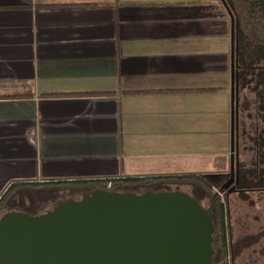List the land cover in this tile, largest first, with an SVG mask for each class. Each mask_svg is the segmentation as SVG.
<instances>
[{
  "label": "crops",
  "instance_id": "crops-1",
  "mask_svg": "<svg viewBox=\"0 0 264 264\" xmlns=\"http://www.w3.org/2000/svg\"><path fill=\"white\" fill-rule=\"evenodd\" d=\"M231 26L220 0H0V198L228 175Z\"/></svg>",
  "mask_w": 264,
  "mask_h": 264
},
{
  "label": "water",
  "instance_id": "water-1",
  "mask_svg": "<svg viewBox=\"0 0 264 264\" xmlns=\"http://www.w3.org/2000/svg\"><path fill=\"white\" fill-rule=\"evenodd\" d=\"M231 42L230 180L223 188L238 184L232 26ZM14 217L9 212L0 218V264H210L214 253L209 217L180 191L131 194L98 189L48 217L23 214L13 222Z\"/></svg>",
  "mask_w": 264,
  "mask_h": 264
},
{
  "label": "rangeland",
  "instance_id": "rangeland-1",
  "mask_svg": "<svg viewBox=\"0 0 264 264\" xmlns=\"http://www.w3.org/2000/svg\"><path fill=\"white\" fill-rule=\"evenodd\" d=\"M258 67H264V58L259 59L254 63ZM256 77L258 83L249 81L247 79L245 90L240 93L238 111V139L236 142L237 148V167L234 169L238 172L240 178V186L244 187L246 184L242 182L240 171L245 173L251 171L252 175L261 176L263 165L261 160L263 153H256L258 140L257 130L252 128V124L257 119L264 122V71H257ZM261 87H260V86ZM260 87V97L256 98L258 88ZM261 100H263L261 102ZM244 124L243 136L240 135L241 126ZM264 125V124H263ZM261 126V125H260ZM244 134H246L244 136ZM257 138V139H256ZM260 154V155H259ZM262 154V155H261ZM258 170V172H257ZM228 178L230 177V170L227 171ZM244 180V179H243ZM254 186V185H253ZM80 186L65 183L52 186L41 187L29 192H20L15 197L8 198L7 201H0V215L4 211L14 212L13 222L20 220L23 214L29 217L39 216V213L45 209L50 208L59 199L73 193H78ZM77 190V192L75 191ZM161 192L180 191L186 193L194 198H197L200 205L206 208L209 204L210 198L203 197L200 188L188 186L185 184H166L159 189ZM124 193L140 194L145 192L144 188L136 187V189H126ZM217 189L212 188L211 193L215 194ZM123 193V192H122ZM155 193V192H154ZM5 194V193H4ZM3 194V195H4ZM202 194V196H201ZM1 195V197L3 196ZM74 196H77L76 194ZM224 195L217 196V200L225 204ZM226 211L230 217V224L233 230L232 244L234 253L236 254L235 264H264V191L261 192H243L231 194L227 198ZM225 262L231 264L229 257Z\"/></svg>",
  "mask_w": 264,
  "mask_h": 264
},
{
  "label": "trees",
  "instance_id": "trees-1",
  "mask_svg": "<svg viewBox=\"0 0 264 264\" xmlns=\"http://www.w3.org/2000/svg\"><path fill=\"white\" fill-rule=\"evenodd\" d=\"M220 1L223 3L231 18L234 82H236L239 90V88L241 89L244 86L248 77H250L249 81H256L258 83L256 73L257 71H264V67H258L254 64L259 59L264 58V0ZM260 87L258 88L256 96V98L259 99L262 97L259 94ZM262 101L263 100H261V102ZM262 103H264V101ZM262 156H264V154ZM260 162L264 166V157ZM254 173L255 171L253 174ZM240 174L242 176V182L246 184L244 187H241L239 183L237 186L231 184L227 188H223L224 184L228 182V176L213 174L125 177L123 179L52 182L39 184L38 187L69 183L80 187L90 186L95 190L102 189L117 193H120L121 189H134L136 187L144 188L146 191L161 192L159 189L166 184H185L200 188L203 197L210 198L208 206L204 208L200 205L197 198L191 197L203 208L213 228L212 249L214 253L210 260V264H228L225 262L227 257L230 258L231 264H235L236 254L234 253L232 244L233 230L230 224V217L226 211L227 198L229 195L235 193L264 191V167L261 170V176L256 174L249 175L251 171L245 173L243 170H239V175ZM108 184H110L109 188H107ZM17 187L19 186L11 185L0 198V201H7V197L10 198ZM232 187L233 191L229 192ZM212 188L217 189V191L223 188L220 194L224 195L225 204L217 200V192L215 194L211 193Z\"/></svg>",
  "mask_w": 264,
  "mask_h": 264
},
{
  "label": "flooded vegetation",
  "instance_id": "flooded-vegetation-1",
  "mask_svg": "<svg viewBox=\"0 0 264 264\" xmlns=\"http://www.w3.org/2000/svg\"><path fill=\"white\" fill-rule=\"evenodd\" d=\"M235 172L236 173L234 174V179H235V176L237 174V179H238V184H239L238 172H237V170ZM229 180H230V177L228 178V181ZM78 189H79L78 193H73V196H71V194H68V196H64L62 199H59L54 205H51L50 208L43 209L39 213V216H34L33 218H35V217H41V216L48 217V215L55 213V211L57 210V208L60 207L61 205L65 204L67 202H70V201L78 202V201H80L82 199L83 196H89L91 193H93L95 191V189L91 188L90 186H82V187H80ZM134 189H136V188H134ZM134 189H131V190H134ZM125 190L126 189H123V190L121 189V192L120 193L126 192ZM75 191L77 192V190H75ZM75 194L77 196H74Z\"/></svg>",
  "mask_w": 264,
  "mask_h": 264
},
{
  "label": "built area",
  "instance_id": "built-area-1",
  "mask_svg": "<svg viewBox=\"0 0 264 264\" xmlns=\"http://www.w3.org/2000/svg\"><path fill=\"white\" fill-rule=\"evenodd\" d=\"M109 187H110V184L107 185V188H109ZM218 195H220V194H218Z\"/></svg>",
  "mask_w": 264,
  "mask_h": 264
}]
</instances>
